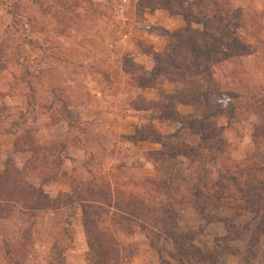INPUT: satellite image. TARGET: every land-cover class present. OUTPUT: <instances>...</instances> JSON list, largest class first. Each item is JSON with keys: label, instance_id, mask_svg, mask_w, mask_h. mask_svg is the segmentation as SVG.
<instances>
[{"label": "rangeland", "instance_id": "rangeland-1", "mask_svg": "<svg viewBox=\"0 0 264 264\" xmlns=\"http://www.w3.org/2000/svg\"><path fill=\"white\" fill-rule=\"evenodd\" d=\"M93 1L107 8L105 16L93 18L103 28L116 21V10L139 16L137 7L165 9L185 21L182 30L166 32L168 53L155 57L153 72L135 79L156 87L152 97L158 100L137 98L133 109L140 119L133 124L107 121L96 109L95 117L84 121L91 118L84 109L93 95L111 87L106 54L85 49L81 66L58 55L82 31L71 24L73 16L66 17L72 26L57 28L54 0H0V173L16 137L23 135H14L16 127L42 144L65 142L69 159L58 172L51 170L57 181L44 189L53 198L70 190L71 174L85 183L101 176L127 195H143L144 179L166 181L168 191L144 196L171 204L179 228L175 240L153 241L150 248L140 230L105 223L133 256L130 264H159L158 249L169 264H264V136L258 129L264 127V0H229L247 24L240 29L203 24L197 0ZM233 31L245 50L233 45ZM36 41L42 50L30 44ZM186 41L192 50L206 48L207 56L190 52ZM60 101L77 124H87L85 135L68 129L59 116ZM232 112L236 116L230 121ZM175 115L197 121L181 134L185 142L171 140L178 125L161 119ZM193 156L203 159L190 165ZM179 161L183 165L174 168ZM172 168L177 175L167 181ZM54 245L66 249L63 264L85 259L79 212L35 218L0 212V264H50Z\"/></svg>", "mask_w": 264, "mask_h": 264}, {"label": "trees", "instance_id": "trees-1", "mask_svg": "<svg viewBox=\"0 0 264 264\" xmlns=\"http://www.w3.org/2000/svg\"><path fill=\"white\" fill-rule=\"evenodd\" d=\"M54 1L59 8L57 18L61 21L57 23V28H69L72 24L75 26L76 31H94L99 29V26L93 23V18H101L106 14L107 8L102 7L103 9H101V7L94 4L93 0ZM197 2L204 12L201 20L205 25L212 22L224 24L228 27L233 26L236 29L247 25L241 15L233 13V9L229 6V0H197ZM68 16H73L75 23L67 24L66 17ZM83 19H87V21ZM187 28H185V31ZM61 35L64 34L61 33ZM233 35V45L245 50L246 46L242 44L240 34L233 31ZM30 44L42 50L39 42H31ZM183 46H187L193 54L199 52V54H204L203 57L207 56L206 48L192 50L189 41L183 43ZM167 53L166 50L163 54ZM156 56L154 55V58ZM156 58L154 60L158 64ZM60 103L59 116L61 115L60 118L64 117L68 129H77L79 133L85 135L87 124H77V120L71 116L70 107L62 101ZM235 116L236 113L232 112L230 121H233ZM179 117V115H175L171 118L161 117V119L163 122L174 121L178 125L175 133L170 137L171 140L185 142V139H181V134L185 131L187 125L192 129L197 121L196 119H189L184 122ZM258 129L261 131L260 134L264 136V127H258ZM19 131L23 135L16 137L13 149L6 157L4 170L0 173V212H8V214L26 213L32 218H35L37 213L70 210L72 215H75L76 212H79L86 238V264L131 263L133 256L130 253V255L127 254V248L120 245L116 234L109 233L105 226L106 222L111 225L132 228V231L140 230L148 241L151 240L150 248H154L156 242L175 240L178 237L177 214L171 204L158 201L155 196L151 198L144 196L147 191H149V194L153 191L155 193H160L162 190L164 192L168 191L169 187L166 185V181L160 183L154 179H144L141 183L143 195H127L123 190L113 187L110 181L101 176L92 175L91 181L85 183L77 181L71 174L70 190L66 193H59L53 198L45 193L44 189L57 181L55 174L50 173L51 170L54 169L58 172L61 170L63 160L69 159L67 145L62 141L42 144L32 135V132L19 130L17 127L14 130V135ZM178 158L174 156L172 160L176 161ZM202 159L193 156L189 159V163L194 165ZM179 165H183V161L175 162L173 167L177 168ZM174 168H172V171H168L167 181H171L177 175ZM87 173L91 175L90 171ZM155 204L157 206H154ZM69 223L70 221H68ZM66 237L72 244L73 237L67 230ZM53 252L54 255L50 264H63L66 249H60L57 245H54ZM9 254H11L10 251ZM157 256L159 264H169L165 261L162 251L159 249Z\"/></svg>", "mask_w": 264, "mask_h": 264}, {"label": "crops", "instance_id": "crops-1", "mask_svg": "<svg viewBox=\"0 0 264 264\" xmlns=\"http://www.w3.org/2000/svg\"><path fill=\"white\" fill-rule=\"evenodd\" d=\"M136 10H139V16L133 17H127L122 10H116V21L106 26L107 28L104 26L94 31L84 30L79 33L70 49L58 52L61 58L78 66L86 62L83 54L85 49L92 53H105L107 56L106 67L111 87L93 95L84 109L85 114L91 118L84 121L92 120L95 117L92 110L96 109L107 121L133 124L140 119V111L133 109L137 98L150 102L158 100L152 97L156 87L141 85L135 79L153 72L154 55L163 53L168 44L166 32L182 30L185 21L181 16H174L161 8L147 10L137 7ZM73 264H85V259L75 257Z\"/></svg>", "mask_w": 264, "mask_h": 264}]
</instances>
